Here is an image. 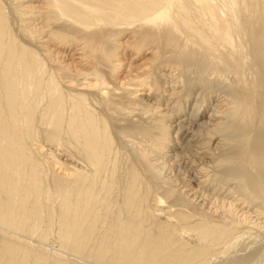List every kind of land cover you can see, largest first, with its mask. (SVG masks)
<instances>
[{"label": "bare ground", "instance_id": "obj_1", "mask_svg": "<svg viewBox=\"0 0 264 264\" xmlns=\"http://www.w3.org/2000/svg\"><path fill=\"white\" fill-rule=\"evenodd\" d=\"M245 237L264 0H0V264L262 262Z\"/></svg>", "mask_w": 264, "mask_h": 264}, {"label": "rangeland", "instance_id": "obj_2", "mask_svg": "<svg viewBox=\"0 0 264 264\" xmlns=\"http://www.w3.org/2000/svg\"><path fill=\"white\" fill-rule=\"evenodd\" d=\"M140 94H142V95H146V94H149L150 93V90H148V88L145 86V87H141V89L138 91ZM56 168V167H55ZM60 169V167L58 168V170ZM58 172H61V169L58 171ZM241 240H242V244H241V248L243 249V248H245V250L247 249H249L248 251H250L252 248H254L253 250H251V252H254V251H256V252H254L253 253V255L255 254V255H257V256H259L260 254L263 256V259H261L262 260V262H260V263H258V264H264V242H263V240H264V237H263V240H259V241H261V242H259L258 240H257V242L256 241H252V240H248V237H245V238H241ZM252 241V242H251ZM244 242V243H243ZM253 242H254V244H253ZM260 244H259V243ZM252 247H251V246ZM254 246V247H253ZM242 249L239 251V253L240 252H242ZM246 250V251H247ZM257 256H255V257H257Z\"/></svg>", "mask_w": 264, "mask_h": 264}]
</instances>
